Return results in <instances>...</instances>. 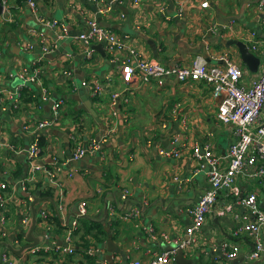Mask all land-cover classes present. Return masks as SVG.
I'll return each instance as SVG.
<instances>
[{
  "label": "crops",
  "instance_id": "crops-1",
  "mask_svg": "<svg viewBox=\"0 0 264 264\" xmlns=\"http://www.w3.org/2000/svg\"><path fill=\"white\" fill-rule=\"evenodd\" d=\"M27 1L9 0L0 15V89L4 100L16 90L20 95L17 109L0 105V183L6 185L0 191L6 198L0 208V258L7 255L12 264H85V257L92 264H145L173 247L188 264H264V252L256 260L248 258L254 236L233 234L248 213L235 204L231 190L218 192L201 227L189 233V210L209 189L208 167L192 149L209 143L224 164L233 140V127L216 118L209 87L172 77L143 81L141 72L126 87L119 70L128 57L135 64L130 50L139 59L162 64L189 65L202 55L209 65L223 67L221 58L227 57L240 67L241 82L249 87L264 64L261 0H33L34 11ZM42 19L65 27L67 37L58 38ZM90 20L114 33L123 47L107 52L99 43L107 54L103 57L93 44L86 56L74 37L88 30ZM231 41L260 58L257 71L247 68ZM42 45L50 47L47 54ZM34 70L39 84L28 82ZM107 79L110 89L94 97L92 85ZM42 89L50 99H41ZM113 91L122 93L116 107L109 103ZM59 100L64 104L57 124L35 130ZM34 137L41 147L37 163L52 177L30 173L26 154ZM102 137L107 141L96 154L73 159L77 144L87 148L90 139ZM174 148L179 157L164 155ZM233 188L242 196L256 191L264 211V192L251 182L239 177ZM124 192L128 195L122 198ZM82 201L86 214L78 217ZM227 206L230 211L219 215ZM132 211L137 215L128 217ZM75 219L77 234L68 243L67 230ZM258 238L264 244V225ZM34 242L21 257L5 246L21 252ZM233 249L235 256L227 257Z\"/></svg>",
  "mask_w": 264,
  "mask_h": 264
},
{
  "label": "built area",
  "instance_id": "built-area-1",
  "mask_svg": "<svg viewBox=\"0 0 264 264\" xmlns=\"http://www.w3.org/2000/svg\"><path fill=\"white\" fill-rule=\"evenodd\" d=\"M2 5L3 14L6 13L9 7V0H0ZM27 4L32 11L35 10V3L33 0H28ZM202 7L207 6L206 1L201 2ZM260 10L264 9V0L259 2ZM44 26H47L57 33L58 38H66L68 32L65 27L57 24L56 21H49L46 19L41 20ZM88 30L84 33L74 37L77 41L82 42L84 53L90 56L89 48L93 44L105 43L107 52H112L114 49L123 47V41L116 38L114 33L103 29L94 20L87 22ZM252 50H257L254 46ZM41 51L47 54L50 47L42 45ZM132 57L136 59L135 64H132L131 58H126L120 66L121 80L126 87L134 81L135 73H143V81L153 78L159 83L162 79L172 77L179 83L184 82H204L210 89L211 97L216 100V118L219 123L224 125H231L233 127V140L231 141L227 154L225 156V163L221 164L220 158L212 153L210 144L206 143L202 149L194 147L192 154L198 162H204L208 167L207 178L209 182V189L201 195L190 210L189 213L192 218V225L189 233L197 231L203 222L206 215L210 212L214 205V201L219 191L231 190L235 197V204L247 210L243 216V223L238 224L233 231L234 235H239L245 232L256 238L255 247L249 254V260H256L260 253L264 252V244L258 238L260 227L264 225V211L258 205L257 192L252 190L245 195H240L237 189L233 188L237 178L242 177L248 182H251L257 189L264 192V64L261 75L251 82L249 87H246L241 82V69L240 67L227 57H222L224 63L223 67L209 65L204 56L197 55L194 57L189 65L180 64H162L156 60H143L139 59L136 52L130 50ZM28 82L39 84L40 78L38 71L34 70L32 75L29 76ZM110 81L107 79L105 84L95 82L92 85V95L98 96L105 88L110 89ZM3 91L0 89V105L2 109L10 107L12 109L18 108L19 92L16 90L11 94L9 100L2 97ZM122 93L112 92L110 94V106L116 107L119 105L118 99ZM41 99L46 101L49 94L46 90L42 89ZM127 102L126 99H124ZM7 105H6V104ZM64 104L63 100L54 102L52 106V115L46 119H42L35 126V130H45L57 124L60 118L61 106ZM115 115V112L113 113ZM27 128H24L26 130ZM106 138H92L90 139L87 148H82L77 144L74 152L73 159H79L86 155H94L98 152L100 147L106 142ZM176 140H174V143ZM41 153L39 140L34 137L30 142L27 150V160L30 163V173L41 172L47 173L50 177L52 174L49 169L38 165L37 160ZM167 157H179L180 150L177 148L171 149L169 152L164 153ZM6 185L0 183V191L4 190ZM128 195L124 192L122 198ZM6 202V198L0 193V208ZM85 201L80 202L78 206V217H83L86 214ZM230 211V206L226 209L218 211L219 215ZM137 215L136 211H132L128 217ZM253 217V220H249ZM4 217H1V222H4ZM78 225L77 219L71 222L67 232V242H70V236ZM148 234L151 238L154 237L152 228L148 229ZM186 243H180L177 248L182 249ZM72 252V249H69ZM235 249L226 256L232 258L235 256ZM7 255L0 258L1 264H12ZM175 250L164 251L156 254L149 262L145 264H175L174 260ZM131 264H140L133 262Z\"/></svg>",
  "mask_w": 264,
  "mask_h": 264
},
{
  "label": "water",
  "instance_id": "water-1",
  "mask_svg": "<svg viewBox=\"0 0 264 264\" xmlns=\"http://www.w3.org/2000/svg\"><path fill=\"white\" fill-rule=\"evenodd\" d=\"M123 9V7H121V10ZM2 5H1V2H0V15L2 13ZM229 43H232L233 45H235L237 48H238V51H239V54H240V58H241V61L247 66V68L251 71V72H255L257 71V68L258 66L260 65V58L255 55L254 53H252L251 51L248 50V48L246 47V45H244L243 43L241 42H238V41H231ZM151 44V47H152V50L154 52V56H156V53H155V47L152 43ZM153 45V46H152ZM93 48L96 49L103 57H106L107 54L104 52L103 50V44H96V45H93ZM52 104V102H49L47 106L50 107V105ZM33 231L30 230V233ZM27 240L29 241V238H27ZM110 243V241H109ZM36 244V242L34 243H30V244H26L24 245L23 247H21L20 251L21 252H16L13 250V248L11 247L10 244H5L6 248H8L11 252H13L15 255L17 256H22V251L23 250H27V249H31L32 247H34ZM17 248L19 247L18 245L16 246ZM173 247H170L167 249V251H171V250H174L175 248ZM174 260L176 262V264H188V261L185 260L183 257H182V253L180 250H177L176 253H175V256H174ZM111 264V263H110Z\"/></svg>",
  "mask_w": 264,
  "mask_h": 264
},
{
  "label": "trees",
  "instance_id": "trees-1",
  "mask_svg": "<svg viewBox=\"0 0 264 264\" xmlns=\"http://www.w3.org/2000/svg\"><path fill=\"white\" fill-rule=\"evenodd\" d=\"M17 172H18V174H20V173H21V170L18 169ZM37 188H38V187L36 186L34 192L32 193V195H35V196L37 195V191H36ZM79 221H80V222L83 221V218H82V219H79ZM79 221H78V222H79ZM81 224H82V223H81ZM66 229H67V227H66ZM88 233H90V231H88ZM100 233H101V234H104V232H103L102 230L100 231ZM76 234H77V229H76L75 231H73V235L75 236ZM83 236H85V234H84ZM85 258H86V262H85V264H92V260H91V258H88V257H85ZM80 264H84V263H80Z\"/></svg>",
  "mask_w": 264,
  "mask_h": 264
},
{
  "label": "rangeland",
  "instance_id": "rangeland-1",
  "mask_svg": "<svg viewBox=\"0 0 264 264\" xmlns=\"http://www.w3.org/2000/svg\"><path fill=\"white\" fill-rule=\"evenodd\" d=\"M18 83H19V81L18 80H15L14 85H17Z\"/></svg>",
  "mask_w": 264,
  "mask_h": 264
}]
</instances>
